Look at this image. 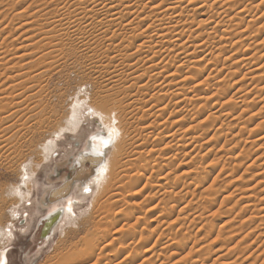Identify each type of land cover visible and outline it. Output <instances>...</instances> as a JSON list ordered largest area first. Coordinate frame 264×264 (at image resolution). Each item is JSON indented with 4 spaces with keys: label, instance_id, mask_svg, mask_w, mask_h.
I'll return each instance as SVG.
<instances>
[{
    "label": "rangeland",
    "instance_id": "obj_1",
    "mask_svg": "<svg viewBox=\"0 0 264 264\" xmlns=\"http://www.w3.org/2000/svg\"><path fill=\"white\" fill-rule=\"evenodd\" d=\"M35 1L38 0H0V6L10 10L5 14L9 13L6 24L10 22L15 25L11 27L15 30L10 29L9 33H3L1 36L10 38L9 36L13 34L14 37H11L10 41L8 38H3L4 40L8 39L9 44L6 41L3 45L4 41L1 38L0 45L8 44L9 47L6 49L11 52L15 51V55L11 54L9 58L15 57L16 53L17 55L21 54L22 51H16V49L25 44L23 38L14 41L18 39V34L22 33L19 29L24 22H32L27 27V30H32L29 37L33 36L32 44L34 45L29 53L35 56L30 63L35 62L34 64L39 65V69H42L48 59H46L47 62L46 60L39 62L35 60H40V54L46 50L44 47L38 48L37 46L42 37L40 32L47 28L45 22L36 15H33V18L36 16L35 19L30 18L32 21L30 19L26 21L22 17L13 18V14L18 13L17 10L22 8H30L27 11V16L31 13L35 14L42 7ZM80 1L76 0V2ZM261 1L258 0L257 4H260ZM56 4L59 3H55V6L51 7L57 8ZM257 4H254L252 18L248 16L247 22L243 23L239 31H235V33H243L244 38L240 40L230 38L232 36L230 31L227 33L228 36L225 33L222 34L223 27V32L220 31L211 40L214 45L207 44L209 49H213H206V52L198 54L199 60L195 58V61L191 58L189 61L197 63V68L194 69L197 72H192L195 73L193 79L196 77L197 80L196 82L194 80L196 89L192 87L188 91L192 96L191 105L188 107L190 108L188 109L189 113L191 112V114L188 113L190 116L188 123L191 124V127L185 141L182 140V143H190L191 140V147L187 151L183 148L180 149L182 146L179 142L186 127H183V123L172 125L174 120L183 114H173L175 100L170 103L165 115L159 117L158 114H153L155 109L152 108V111H149L151 110L149 107L154 104V101L149 100L153 93L152 89L144 98L146 101L149 100L147 104L149 107L146 106L148 109L146 107L144 109L148 115L143 117V110L139 113L136 111L134 116H130L128 112L133 106L136 107L135 104L129 102V98L132 97H127L123 93L114 94L117 90H111L109 93L110 89L105 86L103 79L110 77L116 70L113 65L105 68L100 65L107 64L114 56L111 53L103 55L102 52L106 50L107 44L103 39L93 45L91 37L85 35L77 39L75 43L69 42L67 47H62L61 49L64 51L61 50L52 55L53 58L58 59L56 65L54 62L57 61H52L53 67L58 68L41 78V81H44L43 91L38 96L41 103L33 112L30 108L36 105L35 100L27 99V95L28 97L33 95L30 90L34 86L37 87L39 82L41 83L39 79L35 80L32 77L33 84L31 81H25L26 84H24L29 87L25 85L24 88L22 87L20 100L16 99L19 98L18 91L15 92V94L18 93L16 96L14 92H12L13 95H9L10 89L3 87L4 90L7 88L6 92L9 91L3 105H8L4 106L6 111L1 110L4 108L1 107L0 118L10 116L9 121L0 123V139H8L6 153L0 148V227L2 225L5 228L2 229L4 237L0 239V254L3 255L7 264H57V262L55 263L56 257L66 254L74 246L79 250L84 248L86 240L95 232L94 225H92L93 219L96 221L103 219L107 222L111 216L116 214L131 218L129 221H125L126 224L123 221L119 226L121 228L126 225L122 227H126L124 233L127 232L126 235L130 233L129 236L131 235L133 238L127 236L120 244L118 242L112 244L109 241L103 244V246L110 247V251L108 247V251L104 252V254H111V263L106 260L108 264H116L120 261L121 264L123 262L125 264H141L144 262V258L140 254V259L135 256L147 249L156 253H153L155 255L151 260L150 258L145 260L144 264L147 262L148 264H264V211H257L264 207V55H262L264 54V5L261 3L258 6ZM33 8L35 12H33ZM217 8H211L208 12L212 14ZM31 10L33 11L31 12ZM220 18L218 21H221ZM252 19L258 22V26L255 24V27L253 25L250 27L249 21ZM148 22L141 23L139 29ZM33 24L39 25V29L37 26L33 27L35 26ZM256 27H259L258 30ZM209 28L210 26H207L201 32ZM244 29H247L248 33ZM251 31L254 34H251ZM10 33L11 35L8 36ZM190 38L186 39V41L188 40L187 44L193 45ZM221 39H224V42H221ZM227 40H230L229 43ZM35 43L37 44L35 45ZM84 44L94 46V51L90 50L89 52L88 47H83ZM262 46L263 48H261ZM11 47L16 48L15 50L13 48L14 51H12ZM36 47L41 50L38 51ZM32 52L35 54L33 55ZM246 54L251 59L254 57L249 65L242 61L243 58H248ZM180 57L183 58V61L190 59H185L184 55H180ZM180 57L174 58L173 64L172 59V66H178L180 62H183ZM229 58L231 61H228ZM16 59L13 58L14 61H18ZM30 63L27 64L28 67L36 71L37 66L34 64L30 66ZM93 64H95L94 67H92ZM139 64L140 61H135L132 69H135ZM27 65L25 69L28 70L23 71L26 76L28 72H33ZM96 65L97 67L100 65V70L95 69ZM11 66L9 64L6 68ZM4 68L5 66H0V82L5 81L7 75H11L13 71H8L6 75H3L5 74ZM39 69L37 67V71L32 75L38 73ZM189 71L192 69L184 66L176 79L179 80ZM149 76L150 74L143 79L147 80ZM159 83H156L155 86ZM138 85L140 86V84ZM130 90L127 89V94H132ZM24 91H28L27 95H24L25 97L22 96ZM246 93L251 95L248 96ZM112 95L116 96L112 97ZM11 97L13 99L16 97V100L13 101ZM27 100L30 103L27 104ZM165 100L169 103V98L162 102ZM219 101L222 104H219ZM14 102L18 103V106L14 105ZM19 104L23 105L20 107ZM10 105L12 109H9ZM13 106L20 108L15 109ZM7 109L9 110L7 111ZM26 109L30 110L29 114ZM217 110L225 113L217 112ZM228 110L233 111L234 115ZM14 111H18V114L13 117L11 114ZM234 111L236 112L234 113ZM2 112H5V117ZM22 114L23 116H21ZM226 114L229 119L226 118ZM211 115L212 117L216 116L215 120L210 117ZM222 115H225V118ZM166 118H169L167 126L164 125L161 132L154 128V134L150 138V147L153 146L156 150L155 148H148V151L141 149L137 153V145L140 144L139 134L147 130L144 127L151 122L155 123L154 126H159V123L161 124ZM5 122L7 124L11 122V124L7 125ZM76 122H81L79 127H75L78 128L77 131H69L68 128H72L69 125ZM109 128L116 130L120 146L116 151L113 145L109 147L107 157L113 160L112 167L117 165L122 168L118 176L123 180L124 185H127L126 183L130 180L132 183L135 182L134 180L139 177L138 174L141 177L144 168H148L146 174L142 175L141 183L138 184L139 186H134L131 189L128 187V189L120 180L122 185L118 183L114 187L111 181L116 173L114 174L112 170L109 172L110 178L106 182H101V184L106 183L102 188H99V185L93 181H88V186L82 187V190H78L76 187V191L72 195L74 205L72 208L75 209L77 216L75 222L78 224L88 221L89 223L80 227L70 225L69 219L73 217L71 211L69 219L67 215L61 218L62 220L56 225L49 239H42L41 222L43 218L54 212L56 208H63L62 202L56 203L57 207L45 204L48 192L58 187L61 181L63 182L65 177L69 176L71 160L77 158L78 154L85 150L88 140L98 131L108 133ZM158 134L161 135L160 139H157ZM171 134L175 140L172 145L168 146L166 145L167 136ZM51 141H54V148L48 153L46 149ZM126 157H128L127 161ZM121 164L126 166H121ZM22 172L25 175L20 177ZM27 172H30L31 180L26 184V194L24 197H18L12 191L19 181H21L20 186L23 185L22 182ZM184 173H187L188 177ZM152 176L160 179H153ZM131 182H129V186L133 185ZM153 184L157 185V188L161 185L162 188L157 189ZM120 188L126 189L122 191ZM85 189H89V191H85ZM151 200H153L152 203ZM242 207H248V209L244 210ZM122 215L121 217H123ZM169 225L172 226V230ZM62 227L68 235L64 234L61 230ZM131 259L132 261H130ZM56 260L58 261V258Z\"/></svg>",
    "mask_w": 264,
    "mask_h": 264
},
{
    "label": "bare ground",
    "instance_id": "obj_2",
    "mask_svg": "<svg viewBox=\"0 0 264 264\" xmlns=\"http://www.w3.org/2000/svg\"><path fill=\"white\" fill-rule=\"evenodd\" d=\"M49 1H51V2L48 3ZM257 1L258 0H246V1L245 0H243V1L242 0H83V1L81 0L80 2H76V0H38L37 2L40 4V6L42 5V7L39 8V10L35 14L31 13L30 15L27 16V13H28L27 11L30 8H22L21 10H17V11H19L18 13L13 14V18L15 19L16 17H19V18L22 17V18L26 19V21H28V19L33 18V15H36L40 18L41 21L45 22V25L47 26V28H45L46 26L44 25L45 26L44 28L46 30L43 31V29H42V32H40V35L42 37H41V40L39 39L40 41H38L39 44L37 46H38V48L44 47V49H46V50L41 53L42 55L40 54V57H39L40 60L39 59L35 60V61L39 62V61H44V60L48 59V62L46 60L47 63H45V65L42 66V69H39V65L37 66L36 64H34L35 62L30 63V61L33 60V58L35 56H32V54L29 53L31 51V49L34 47V45L32 44L33 36L29 37V33L32 32V30H27V27L30 24H32V22L25 23L23 21L24 24L21 26V28H20V26H19L20 29L17 27V29H19V31H22V33L18 34L19 35L17 37L18 39H16L15 41L13 40V41L16 42L17 40L19 41V39L23 38V43H25V44L20 45L16 49V51H22L21 54L17 55V53H16L15 57L9 58V56L11 54L15 55L14 50L16 47H13L14 50H12L13 48L11 47V50L14 52L7 50L6 47H9L7 45L9 44L10 38L14 37V35L12 34V36H9V35H11V33L8 34V36L10 38L1 37V36L3 33H9L10 29H12L11 27H13L14 24L12 25V24H10V22H8L9 24H6L9 13H8V15H5V14L10 10H8V8H6V7L0 6V11H1L0 12V40H1V38L2 39L3 38L9 39V41H8V39L2 40V41H4L3 45L6 43V41H8V44L6 46L0 45V66H5V68H4L5 74H3V75H6L8 71L13 70L11 72V75H7L5 81L0 82V109L2 106L4 107V106L8 105V104L3 105V103L6 101V97H7V94L9 93V91H11L9 95H13L12 92H14L15 96H16V94H18V93L15 94V92L18 91L19 94L17 96H19V98H16V97L15 98L17 100H20L21 99L20 98L21 97L20 92L23 90L22 87L26 84L25 81H31V83L33 84V82H32L33 78L32 77H34L35 80L39 79L41 81L42 80L41 78H43L45 75L54 71V69L56 70V68H58V67L54 68L53 65H54V63H55V65L58 64V61H57L58 59L56 57L53 58L52 55L55 53H58V51L59 52L61 50L64 51L61 48L67 47L69 42L75 43V41L77 39L87 35V37H91V39H92L91 41H93L92 42L93 45L98 40L102 41V39L107 43L106 44V50L102 52L103 55L106 56V55H109L110 53L114 54V56L110 58V60L107 62V64H100V65H102L104 68L110 67L113 65V68L116 71L112 72L113 74L110 77H107V78L105 77V79H103V78L102 79H103V83L105 84V86L110 89L109 93H111L110 92L111 90L112 91L117 90V92H115L114 94L123 93V95H126L127 97L128 96L132 97V98H129V102H132L133 104H135L137 109H136V107L133 106L134 108L132 107V109L128 112V115L134 116L136 111L138 113L140 111H143L145 109V107L147 106L148 101L152 100V101H154V104H152V106H150V107L147 106L151 109L149 111L151 112L152 108H153L156 110L153 114L156 113V115L158 114L159 117L164 116L166 111L169 109V106L171 105L170 103L173 100H175V103H174L175 109L173 110L175 112L172 111L173 114L174 113H176V114L183 113V114L180 117H177V119L174 120L172 125L173 124L175 125L177 123H179V124L183 123V127H186V131H184V133H183L184 135H181L183 137H182V139H180L179 142L181 143V146H182L180 149L183 148L184 150L187 151L191 147V140H190V143L189 142L182 143V140H184L186 138L187 132L190 130V127H191V124L188 123V121H189L188 117H190L189 114H191V112L189 113L188 109H190V108H188V107H190V105H191V102H192L191 97L192 96L189 95L188 91H190L192 89V87L193 88L195 87V89H196V86H194V80H195V82L197 80L196 77H195V79H193V76L195 73L194 74L192 73L194 71V69L197 68V66H196L197 63L195 64V63H193L194 61H192V62H189V61H191V58L195 60V58L199 57V56H197L198 54H201L206 49H209L207 47V44L210 45V43H212L211 40H213L214 37L220 33V31H221V33L223 32L222 31L223 27H224V32L222 34L225 33L227 35V33L230 31V35H232L230 38H234L237 40L244 38L243 33H241V32L235 33V31L236 30L239 31L240 30L239 28L243 25V23L247 22L248 16L251 17V15L254 11V7H255L254 4L259 3ZM37 2H36V4H37ZM55 3H59V4H56L57 8L55 7V9H53L51 6H53ZM261 3L264 5V0H262ZM1 4H2V2H1ZM260 4H257V5L259 6ZM33 7H35V6H33ZM215 7H218V8L212 14L208 12L209 9H211V8L214 9ZM3 8H4V10H3ZM33 10H34V8H33ZM33 10H31V12ZM33 12H35V10ZM35 17L33 19H35ZM219 17H221L220 18L221 21H218ZM22 18H21V20H23ZM225 19H228V20L225 21ZM30 20L32 21V19H30ZM147 21H149V22L146 23L143 26V28L139 29L140 24L145 23ZM251 22H253V23L251 24ZM34 23H35V21H34ZM257 23L258 22L256 20H253V19L249 21V25H251L250 27H252V25H253V27H255V24L257 25ZM33 25H35V24H33ZM247 25H248V23H247ZM36 26H37V24L33 27H36ZM207 26H210V28L208 30L201 32V30ZM38 27H39V25L37 26V28ZM41 27H43V26H41ZM258 28H257V30H258ZM13 29H12V31H13ZM208 31H211V32L209 33ZM245 31L247 32V29ZM252 33L253 32L251 31V34ZM257 34H258V32H257ZM245 36L247 37V35H245ZM189 37H191L190 39H191V43L193 45L187 44L188 40L186 41V39L187 38L189 39ZM256 37H257V35H256ZM247 38H246V40H247ZM86 39H88V38H86ZM223 40L221 39V42ZM230 40H227L228 42L227 41L226 42L229 43ZM14 42H12V43H14ZM261 42H263V41H261ZM36 44L37 43H35V45ZM82 44H81V46H82ZM189 44H190V42H189ZM10 45H13V44L10 43ZM212 45H214V44L212 43ZM221 46H224V45H221ZM83 47H88L89 52H90V50L94 51V48H93L94 46H92V45L87 46L86 44H84ZM59 48H60V50H59ZM261 48H263V46ZM77 49H81V48H77ZM84 49L86 50L87 48H84ZM212 49H209V50H212ZM39 50H41V49H38V51ZM39 53H38V55H39ZM34 54L35 53H33V55ZM59 54H58V56H59ZM174 55H176L178 57H175ZM180 55L181 56L184 55L185 59L186 58H190V59L183 61V58H181ZM246 55L248 56V54H246ZM262 55H264V54H262ZM251 56H252V54H251ZM179 57L182 59L183 62H180L179 63L180 65H178V66H175V65L172 66V64L174 62V58L177 59ZM216 57H214V58L217 59ZM13 58H17L16 60H18V61H14L15 59L13 60ZM230 58L228 59V61H231ZM245 58L242 59L243 63H245L246 65L247 64L249 65L250 63H252L254 57L252 59H251V57L249 58V56H248V58H246V59ZM49 59H52V60H49ZM172 59H173V61H172ZM218 59H219V57H218ZM55 60L57 62H54ZM198 60H199V58H198ZM135 61L136 62L140 61V64L135 69H132V67H134V65H135ZM171 61H172V64H171ZM239 62H241V61H239ZM29 63H30V66H31V64L36 65L38 67V69L41 71L38 70V73H36L33 76L32 74H34L37 71V67L32 65L33 67H36V71H33L30 67H28L27 64H29ZM9 64H11L12 66L10 68H6V66ZM39 64H41V63H39ZM95 64H93L92 67H94ZM26 65L28 68H30L29 70L33 71L32 73L28 72L27 76L23 73L24 70H28V69H25ZM100 65H98V66L100 67ZM246 65H244V66H246ZM184 66L187 67L188 69H192V71L187 72V75H185V76L181 77L179 80H177L176 77L181 73V69L184 68ZM95 67H96L95 69H97V68L99 69V67H97V65ZM103 67H102V69H103ZM102 71H101V73H102ZM220 71H222V70H220ZM194 72H197V70ZM114 73H116V74L114 75ZM148 74H150L149 78L147 80H144L143 78ZM197 77H198V75H197ZM209 79H210V77H209ZM206 81H207V79H206ZM43 82L42 81H41V83L39 82V85L37 87L34 86L30 90V92L31 91L33 92L32 93L33 95H30V97H28V95L26 94L28 91L27 92L24 91L25 93L22 94V96H24L26 94L27 99L33 98L35 100L36 105H34V103L31 102V100L29 99L30 102L33 103V105H34L33 108L30 106L31 107L30 110L32 112L35 111V109L41 103L40 102L41 99L38 98V96L43 91V88H44ZM158 82H160V83L155 86V84ZM203 82H205V80H203ZM138 84H140V86ZM204 84H206V83H204ZM4 86L8 87L10 90L8 92H6L5 90L7 88L4 90V88H5ZM25 86L29 87L27 85H25ZM200 88H201V86H200ZM223 88H224V86H223ZM127 89H129V90L131 89L130 91L132 92V94H127ZM152 89H153V93L151 94L150 99L146 101L144 98L146 97V95H148L150 93V91H152ZM226 90H227V88H226ZM227 91H229V90H227ZM106 93H107V91H106ZM216 93H218V92H216ZM246 94H248V93H246ZM250 95L248 94V96H250ZM109 96H110V94L108 95V97ZM113 96H116V95H112V97ZM166 98H169V103H167L166 100L164 102H162V100H164ZM7 99H10V98H7ZM14 99H13V101H14ZM24 100H25V98H24ZM29 100H27V104H28ZM9 101H11V100H9ZM220 101L218 103L222 104V103H220ZM244 101H245V99H244ZM25 103H26V100H25ZM16 104L18 106V103H15L14 105H16ZM223 104H225V103H223ZM20 105H23V104H19V106ZM30 105H32V104H30ZM225 105H227V104H225ZM9 107H10L9 109H12L11 105ZM20 107H14L13 106V108H15V109L20 108ZM227 107H229V106H227ZM236 107H237V105H236ZM5 108L6 107L2 108L1 110L4 109L6 111ZM224 108H226V107H224ZM224 108H221V109H224ZM9 109H7V111ZM237 109H235V110H237ZM26 110H28V109H26ZM30 110L27 111L28 112L27 114L30 113ZM230 110H228V111H230ZM172 112H171V115H172ZM217 112H221V111L217 110ZM222 112H224V111H222ZM232 112H231V114H233ZM235 112L236 111H234V113ZM4 113L5 112H2V114L5 117ZM6 113H8V112H6ZM9 113H10V111H9ZM17 114H18V111H14V113L11 115L14 117L15 115L17 116ZM218 114L220 115V113H218ZM142 115H143V117L148 115V113L146 115V110L143 111ZM228 115H230V114H228ZM9 116L2 118V119L0 118L1 119L0 123H2V122L4 123V121H7V120L9 121ZM21 116H23V114ZM171 117H173V116H171ZM210 117H212V115ZM223 117L225 118V115ZM212 118H214V120H215L216 116L212 117ZM219 118H218V120H219ZM226 118H228L227 114H226ZM168 119L169 118L164 119L161 124L159 123V126H154L155 123L151 122L150 124H147L144 127L147 130H146V132H144L145 131L144 130L139 134V137H140L139 143L140 144L137 145V147H138V149H137L138 151H136L137 153L139 151H141V149L142 150L144 149L146 151L148 148H155L153 146L150 147V144H149L150 138H152V136L154 134L153 129L156 128L158 131L164 129V127L167 126V124H168ZM5 123L7 124V122H5ZM80 123L81 122H76V123L69 125L72 128L74 125V128L73 129L68 128V130L69 131H77L78 128H75V127H79ZM260 123H262V122H260ZM8 124H11V122H9ZM221 126H222V124H221ZM110 128H109L108 133L107 132L103 133L104 131L103 132L98 131L94 136H92L88 140L87 144L85 145V150L80 152L78 154L77 158H73L71 160V162H70L71 163V165H70L71 173H69V176H66L64 181L63 182L61 181V184L58 187H56V188H54L48 192V194L46 196V201H45L46 203L45 202L44 203L48 204V205H52L53 207H57L58 205H56V203L62 202L63 208H61V209L56 208L55 211L53 210L54 212L48 214L47 216H45L43 218V220L41 222L42 223V230H41L42 239L43 238L49 239V237L52 235L56 225L62 220L61 218H63V216H65V215H67V218L69 219L71 211L73 213V217L69 219L70 225H77L80 227L81 225L85 226L86 224L89 223L88 221H85V222L83 221V222L78 223V224L75 222L77 216L75 215V209L72 208V207H74L72 195L74 194V191H76V187L78 190H82L81 189L82 187L88 186V184H87L88 181L89 182L93 181L94 183L99 185V188H102L106 183L101 184V182L102 181L106 182V180L110 178L109 172H112V170H113L114 174L116 173L114 175L112 181H111L113 186L114 187L117 186L118 183L121 184V181H122V184L124 185L123 180L121 178H119V176H118L119 172L121 171L122 168L120 166H117V165L116 166L114 165L113 166L114 168H113L112 167V161L113 160L109 159L107 157V153H109V150H110L109 147L111 145H113L115 151L117 150V148L119 146L118 145L119 138L117 136V132H116V130H111ZM2 131H3V129H2ZM2 134H4V132ZM172 134L170 136L169 135L167 136L168 142L166 143V145H168V146L172 145L173 144L172 142L175 140ZM160 136L161 135L158 134L157 139H160ZM0 137H1V135H0ZM104 141H107V145H108L107 147H103ZM162 141H163V138H162ZM7 144H8L7 138L0 139V148H2L1 151H3V150L5 151L4 153H6V151H7ZM53 148H54V141H51L50 144L48 145L47 149H46V152L49 153ZM174 148H171V149H174ZM155 150H156V148H155ZM97 151H102L103 155H96ZM173 151H175V150H173ZM0 154H1V152H0ZM1 158H2V156H1ZM125 160L127 161L128 157H126ZM113 164H115V163H113ZM117 164H119V163H117ZM121 166L125 167L126 165L121 164ZM124 167H123V169H124ZM147 171H148V168H144V170L142 171L144 173L141 174V177H140V174H138L139 177L137 180H134L135 182L132 183L130 180V181H128V183H126L127 185H124V187H126V188L129 187L131 189L134 186H137L138 184H140L141 180H142V175L146 174L145 172H147ZM185 171H186V169L184 170V172ZM189 171H190V168H189ZM189 171H187V172H189ZM126 173H127V171H126ZM23 174H24V172H22L20 174V177L23 176ZM26 174L27 175L25 176L24 181L22 182L23 185L20 186L21 181H19L18 184L15 186V188L12 191L18 197H24L25 196L26 184H28V182L31 180L30 172H27ZM184 175H187V177H188L187 173L186 174L184 173ZM152 177H153V179H160L156 176H152ZM129 182H131L133 185L129 186V184H130ZM161 185H160V187L158 186L159 189L162 188ZM153 186H154V184H153ZM156 186L157 185H155L154 187H156ZM121 187H123V186H121ZM125 189L122 188L121 190L124 191ZM88 191H89V189H88ZM152 201L153 200H151V203H152ZM67 207H69V208H67ZM242 208H244V210L248 209V207L247 208L242 207ZM257 211H260V212L264 211V207L260 208ZM97 213H98V210H97ZM121 215L122 214L113 215L109 218V221L107 220V222L103 221V219H100V221H96L95 219H93L92 225H94L95 232L88 240H86V242L84 243V248L82 250H79L78 247L74 246L66 254H64L60 257L59 256L56 257V259L58 258V261L55 259V263L57 262V264H104L105 262H107L106 260H108L109 263H111V261H112L110 258L111 254H108V253L104 254V252L106 253V250L108 251L109 246L108 245L103 246V244L106 241H109L112 244L116 243V242H118L119 244L123 243V241L130 234L129 233L128 235H126L127 232L124 233V231H125L124 228H126V227H124V228H122V227L126 226V225H123L121 228L119 225L123 221H124V223H125V221H129L131 218H129V216H125V215L124 216L122 215L123 217H121ZM0 218H1V216H0ZM152 222H154V221H152ZM170 225H169V228L172 230V226H170ZM2 229H5V228L2 227V225H1V227H0V239H2V237H4L3 236L4 232ZM61 230L64 232V234L68 235L66 230L64 231L63 227ZM68 232H70V231H68ZM72 233H74V232H72ZM66 235H65V237H67ZM150 236L152 237V234ZM129 237H132V236L130 235ZM128 240H130V239L128 238ZM133 240H135V239H133ZM127 245H128V242H127ZM127 245H126V248H128ZM109 251H110V247H109ZM153 253H156V252H152L151 249H147V250H144L143 252L137 253V255L135 257L139 258V259L142 257V258H144V260L143 259L142 260L145 262V260L147 261V259L149 260V258L151 260V258L154 257L153 255H155V254H153ZM139 254L141 255V257L139 256ZM123 259L125 260V258H123ZM136 260H138V259H136ZM130 261H132V259ZM144 262L141 264H144ZM112 263H114V262H112ZM117 263L121 264V261L117 262ZM107 264H108V262H107ZM122 264H125V263L123 262ZM146 264H148V262Z\"/></svg>",
    "mask_w": 264,
    "mask_h": 264
},
{
    "label": "snow or ice",
    "instance_id": "obj_3",
    "mask_svg": "<svg viewBox=\"0 0 264 264\" xmlns=\"http://www.w3.org/2000/svg\"><path fill=\"white\" fill-rule=\"evenodd\" d=\"M107 141L103 142V147H107ZM96 155H103L102 151H97ZM85 191H88V189H85ZM0 264H7V262L5 261V259L3 258V255L0 254Z\"/></svg>",
    "mask_w": 264,
    "mask_h": 264
}]
</instances>
